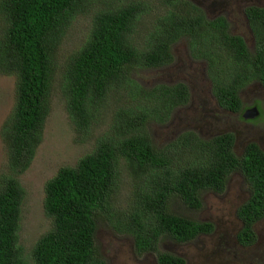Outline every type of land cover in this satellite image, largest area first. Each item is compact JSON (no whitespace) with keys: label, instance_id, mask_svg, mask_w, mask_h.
<instances>
[{"label":"trees","instance_id":"trees-1","mask_svg":"<svg viewBox=\"0 0 264 264\" xmlns=\"http://www.w3.org/2000/svg\"><path fill=\"white\" fill-rule=\"evenodd\" d=\"M81 20L88 23L85 34L62 53ZM181 37L197 54L193 58L219 66L215 82L231 94L228 102H236L228 89L246 81V71L253 74L252 60L226 33L222 18L208 21L187 0H0V77L14 79V103L0 126V264H105L94 245L100 222L131 237L137 253H155L157 264H182L161 253L158 243L191 241L212 225L178 214L177 203L201 208V193H221L232 172L241 173L250 192L237 211L239 237L254 242L252 227L264 217V155L250 148L236 158L230 138L202 141L184 132L161 148L151 137L149 125L166 124L185 105L187 92L182 85L146 87L134 74L172 63L170 46ZM222 65L231 71L222 74ZM56 92L81 140H94L93 149L44 183L50 228L23 256L19 177L42 142ZM106 111L109 125L96 136ZM121 165L129 189L118 210L112 197Z\"/></svg>","mask_w":264,"mask_h":264},{"label":"flooded vegetation","instance_id":"flooded-vegetation-1","mask_svg":"<svg viewBox=\"0 0 264 264\" xmlns=\"http://www.w3.org/2000/svg\"><path fill=\"white\" fill-rule=\"evenodd\" d=\"M199 8L208 21L222 18L226 25V33L240 44V48L252 60L253 74L243 73L246 81L232 84L228 90H233L236 102H228L230 93L219 89L215 79L219 77L218 65L209 67L204 59H195L197 56L188 48L185 37L179 38L170 46L173 58L172 63L158 69L144 71H166L159 76L155 84L167 87L182 85L187 92L185 105L174 109L171 119L159 127L175 129L170 142L176 140L184 132L194 133L198 139L208 141L215 137L230 138L232 140L231 152L236 158H242L250 148H256L264 155V0H187ZM238 23V25H237ZM185 40V45L178 48L176 45ZM180 50L181 55L178 53ZM222 74L229 73L227 67H223ZM221 68V67H220ZM245 71V70H244ZM186 110L185 118L178 119L175 114ZM179 132V133H178ZM239 148V152L235 149ZM238 173L244 182V195H237L234 202V220L229 222L227 228L220 229L217 223L210 220L198 221L212 225V231L208 234H198L193 240L178 243L172 239H162L158 243L161 253H168L182 264H197L198 258L204 264H264V248L260 254L256 250L260 247L261 235L255 227L264 222V217L257 221L252 232L255 240L245 244L239 237L243 229V223L237 217V211L250 198L248 185L240 172H232L225 181V188L221 193L204 191L201 193V208L190 210V213L203 211V198L210 195L224 197L230 188L229 178ZM242 192V189L240 190ZM232 202V203H233ZM177 206V205H176ZM183 210L187 211L185 207ZM178 214L180 212L176 211ZM182 215V214H181ZM184 216V215H182ZM203 216H206L204 213ZM188 219L197 221L193 218ZM229 225L233 231L229 229ZM99 227L94 233L95 253L105 264H157V255L151 252L137 253L133 239L123 234L112 232V236L127 238L130 243H118L109 237H100ZM264 239V237H263ZM99 241H104L102 245ZM166 241L167 244L164 243ZM99 243V244H97ZM99 249H101L99 251ZM108 252L100 256L102 250ZM254 251V255L252 254ZM102 253V252H101ZM104 256V257H103ZM208 261V263H207Z\"/></svg>","mask_w":264,"mask_h":264},{"label":"rangeland","instance_id":"rangeland-1","mask_svg":"<svg viewBox=\"0 0 264 264\" xmlns=\"http://www.w3.org/2000/svg\"><path fill=\"white\" fill-rule=\"evenodd\" d=\"M238 25V23H237ZM88 23L86 20H81L75 23L72 27V31L68 33L63 46L60 48L62 53L65 50L76 44L82 39L86 32ZM185 40H181L177 43V47H183ZM182 52V51H181ZM180 50L178 53L181 55ZM166 71L154 70V71H139L134 74V78L142 85L151 86L159 80V76L165 74ZM57 91V90H56ZM14 103V79L12 77H0V126L10 112ZM186 110L178 111L175 116L185 118ZM98 124L95 131V135H100L109 125L111 113L106 111ZM169 126V128H163L149 125V131L154 143L158 147H165L170 141L175 138V129ZM179 133V132H178ZM94 135V136H95ZM94 140L90 139L87 141L81 140V136L76 133L73 126L70 124L67 113L64 109L63 102L59 100L58 94L52 98L50 113L46 119L43 139L41 144L36 150L35 156L30 167L19 177L21 186L24 189V200L21 206L20 223H19V241L22 245L23 256L29 251L35 240L41 234L45 233L50 228L49 219L43 214V185L44 183L55 176L56 172L61 167H73L77 161L84 157L86 154L92 151ZM235 152H239V148L235 149ZM4 150L0 141V169L4 164ZM121 181H119V187L112 197L114 200V207L120 210L127 204L129 182L127 179L128 170L124 168V165L119 167ZM244 182L242 177L238 173H234L229 178V190L224 197H213L210 195L207 198L202 199L204 205L203 211L200 213H190L192 211H185L182 209L180 203H177L176 209L182 215L189 218H193L197 221L210 220L217 223L220 229L227 228L229 222L234 220V202L237 199V195H244L243 191ZM242 189V192L240 191ZM233 202V203H232ZM206 216H203V214ZM229 229L233 231L231 225ZM255 230L261 235L260 247L256 250L257 254H260L261 249L264 248V222L260 223L255 227ZM100 237L112 238L118 243H130V241L124 237L115 238L112 236V231L104 223L99 224ZM102 245L104 241H99ZM97 243V244H99ZM165 244L166 241H164ZM101 249H99L100 251ZM102 252V253H101ZM99 254H105L108 249L102 250ZM254 255V251H252ZM104 257V256H103ZM208 263V261H207ZM31 264V262H29ZM197 264H204L203 260L198 258Z\"/></svg>","mask_w":264,"mask_h":264}]
</instances>
